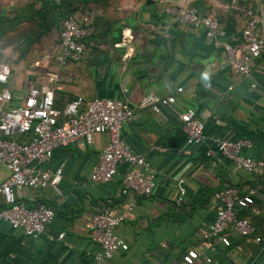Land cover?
I'll return each mask as SVG.
<instances>
[{"label":"crops","instance_id":"obj_1","mask_svg":"<svg viewBox=\"0 0 264 264\" xmlns=\"http://www.w3.org/2000/svg\"><path fill=\"white\" fill-rule=\"evenodd\" d=\"M72 1L88 35L81 59L56 68L58 79L52 90L58 107L76 96L118 99L130 106L148 94L174 97L170 107L153 104L136 110L120 129L123 143L133 153L146 154L160 174L154 178L152 194L138 197L114 231L127 250L102 264H172L188 249H203L200 225L212 220L222 188L233 186L245 192L259 184L220 156L205 157L209 143L185 144L177 113L192 109L206 137L246 139L250 147L242 149V155L264 161V56L253 62L243 78L229 71L224 53L201 29L178 26L163 12L166 0ZM184 3L200 13H215L221 41H240L248 10L261 14L264 31V0ZM52 43L48 52L54 51L57 37ZM39 74L21 71L17 79L11 76L8 87L17 102L30 86L46 89V80ZM178 87L181 92L176 93ZM106 142L105 134L94 135L90 143L75 141L55 149L48 161L38 165L42 171L61 169L60 196L48 189L28 190L19 200L28 207H51L53 220L36 238L24 237L0 221V264H96L92 255L98 247L86 225L93 213L121 212L128 200L120 193L125 165L118 164L106 184L88 180ZM149 148L154 149L148 152ZM6 176L7 171L0 168V182ZM180 186L184 195L177 202ZM246 215L255 225L263 222L264 192L256 189ZM60 233L63 237L56 240ZM228 239V247L216 244L204 250L209 264H264V242L254 245L235 235Z\"/></svg>","mask_w":264,"mask_h":264},{"label":"built area","instance_id":"obj_2","mask_svg":"<svg viewBox=\"0 0 264 264\" xmlns=\"http://www.w3.org/2000/svg\"><path fill=\"white\" fill-rule=\"evenodd\" d=\"M52 2L58 4L60 0ZM163 12L178 26L201 29L204 37L224 53L225 65L234 75L248 77L253 62L264 56L262 16L258 12L244 11L246 20L240 32V41L235 44L218 38L219 24L213 11L200 13L187 6L184 0H166ZM75 13L60 21L54 51L42 54L27 67L26 71H31L32 75L36 76L39 72V76L45 78L46 89L30 86L22 100L17 102L8 87L13 70L8 62L0 61V168L7 171V176L0 182V221L20 230L24 237L42 235L53 220V209L44 204L28 207L19 197L28 190L45 189L60 196L61 169L42 171L37 168L38 165L48 161L55 149L67 147L78 140L90 143L94 135L105 134L107 142L91 167L88 180L92 184H106L113 179L117 165L123 164L125 172L121 178L120 193L128 200L121 212L102 209L93 213L86 225L91 240L98 247L92 260L102 264L116 253L127 250L126 242L114 231L124 221L126 212L135 206L138 197L152 194L154 178L160 174L150 166L146 154L133 153L123 143L119 137L120 129L132 119L136 110L153 104L170 107L174 97L161 98L148 94L138 104L130 106L118 99L86 100L76 96L61 109L55 108L52 85L58 79L56 68L81 59L88 35V27L77 19ZM175 92H181V88H176ZM177 118L185 144L209 143L211 148L205 152V157L220 156L237 171L257 179L259 184L257 188L245 192L233 186L222 188L217 194V208L212 220L200 225L198 235L203 249H188L172 264H209L211 260L204 250H210L216 244L228 247L230 235L254 245L264 242V220L255 225L246 215V210L253 204L256 189L264 192V161L242 155V149L250 147L246 139L206 137L203 123L192 109L177 113ZM261 131L264 133V122ZM153 149L149 148L148 152ZM183 195L184 188L180 186L176 201L180 202ZM62 237L60 233L56 240Z\"/></svg>","mask_w":264,"mask_h":264},{"label":"rangeland","instance_id":"obj_3","mask_svg":"<svg viewBox=\"0 0 264 264\" xmlns=\"http://www.w3.org/2000/svg\"><path fill=\"white\" fill-rule=\"evenodd\" d=\"M34 1L0 0V61L9 63L15 79L56 39L54 34H39L37 20L31 18Z\"/></svg>","mask_w":264,"mask_h":264},{"label":"trees","instance_id":"obj_4","mask_svg":"<svg viewBox=\"0 0 264 264\" xmlns=\"http://www.w3.org/2000/svg\"><path fill=\"white\" fill-rule=\"evenodd\" d=\"M73 3L72 0H60L58 4L53 3L52 0H35L31 18L37 20L41 31L39 34L47 32L57 37L60 21L76 11ZM54 107L61 109L55 104V100Z\"/></svg>","mask_w":264,"mask_h":264}]
</instances>
